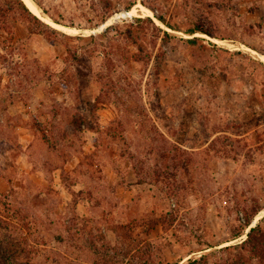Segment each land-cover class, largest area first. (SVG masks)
I'll use <instances>...</instances> for the list:
<instances>
[{
  "label": "rangeland",
  "instance_id": "rangeland-1",
  "mask_svg": "<svg viewBox=\"0 0 264 264\" xmlns=\"http://www.w3.org/2000/svg\"><path fill=\"white\" fill-rule=\"evenodd\" d=\"M32 1L0 0V264H264V0Z\"/></svg>",
  "mask_w": 264,
  "mask_h": 264
},
{
  "label": "trees",
  "instance_id": "trees-1",
  "mask_svg": "<svg viewBox=\"0 0 264 264\" xmlns=\"http://www.w3.org/2000/svg\"><path fill=\"white\" fill-rule=\"evenodd\" d=\"M198 31H195L191 33V35L195 34ZM167 35H169L168 32H166ZM130 37V35H128ZM141 52V50H140ZM142 53V52H141ZM140 64L144 65L146 62V58L142 57V54L138 56V58L135 59ZM168 148L166 147L159 155V161L160 166L153 170V172L150 174V176L153 177V179H156L157 183L160 185H164V192L167 193V195H173L175 193V188L177 185H180V179L183 177L184 171L187 169L188 163L186 159L187 151L183 149V147L178 143H172L170 140L167 139ZM10 208V207H9ZM8 208V209H9ZM258 211H255L253 213H246V220H245V226L246 228H249L252 226L253 219ZM19 215V208L16 207L15 217ZM4 217L0 216V229L4 230L8 228V224L3 222ZM243 235V233L239 232L235 235V238H239ZM253 241L256 243V247L253 249L256 251V255H258L260 258V261H264V229L258 225L255 227H252L249 234L248 239L244 242ZM239 249H245V246H241ZM227 251H233L232 247H226L224 249ZM238 250V249H236ZM261 252L263 254L261 255ZM238 259H240L238 257ZM207 258L206 255H202L199 259L196 257H192L187 261L185 264H201L202 262H206ZM232 264V263H231Z\"/></svg>",
  "mask_w": 264,
  "mask_h": 264
},
{
  "label": "bare ground",
  "instance_id": "bare-ground-1",
  "mask_svg": "<svg viewBox=\"0 0 264 264\" xmlns=\"http://www.w3.org/2000/svg\"><path fill=\"white\" fill-rule=\"evenodd\" d=\"M24 2L28 6V8H30L31 11H33L36 15H39L38 8L32 0H24Z\"/></svg>",
  "mask_w": 264,
  "mask_h": 264
}]
</instances>
